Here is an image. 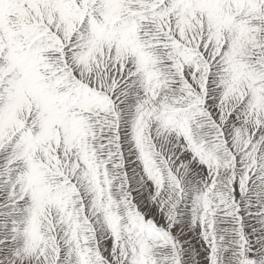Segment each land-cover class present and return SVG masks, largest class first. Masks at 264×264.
Masks as SVG:
<instances>
[{
  "label": "snow or ice",
  "instance_id": "6c2138e0",
  "mask_svg": "<svg viewBox=\"0 0 264 264\" xmlns=\"http://www.w3.org/2000/svg\"><path fill=\"white\" fill-rule=\"evenodd\" d=\"M0 264H264V0H0Z\"/></svg>",
  "mask_w": 264,
  "mask_h": 264
}]
</instances>
